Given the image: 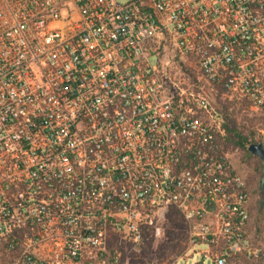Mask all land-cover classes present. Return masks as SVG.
<instances>
[{
	"label": "built area",
	"instance_id": "1",
	"mask_svg": "<svg viewBox=\"0 0 264 264\" xmlns=\"http://www.w3.org/2000/svg\"><path fill=\"white\" fill-rule=\"evenodd\" d=\"M264 114V0H0V264H258L217 95ZM200 259H196V255Z\"/></svg>",
	"mask_w": 264,
	"mask_h": 264
},
{
	"label": "rangeland",
	"instance_id": "2",
	"mask_svg": "<svg viewBox=\"0 0 264 264\" xmlns=\"http://www.w3.org/2000/svg\"><path fill=\"white\" fill-rule=\"evenodd\" d=\"M216 106L223 110L225 125L236 127L255 143H264V114L249 103L222 93L217 95ZM226 149L236 171L246 179L251 192L250 237L255 246L264 249L263 163L254 155L255 158L250 159L240 148L232 146ZM188 246V224L179 211L172 209L159 215L156 225L150 229L141 245L122 247V264H173L186 252ZM196 259H200L199 254ZM259 264H264V259Z\"/></svg>",
	"mask_w": 264,
	"mask_h": 264
},
{
	"label": "trees",
	"instance_id": "3",
	"mask_svg": "<svg viewBox=\"0 0 264 264\" xmlns=\"http://www.w3.org/2000/svg\"><path fill=\"white\" fill-rule=\"evenodd\" d=\"M227 118H228V115H227ZM225 126H226L227 134H228V136L226 137V142H225L227 144L226 148H229L232 146L236 147V148H240L241 150H243L247 153V155L250 159L255 158L250 153V150H249L250 145L255 143V141H253V140L251 141L250 138L246 134L239 131L236 127H231L228 124ZM262 178H263V182H264V174H263Z\"/></svg>",
	"mask_w": 264,
	"mask_h": 264
},
{
	"label": "water",
	"instance_id": "4",
	"mask_svg": "<svg viewBox=\"0 0 264 264\" xmlns=\"http://www.w3.org/2000/svg\"><path fill=\"white\" fill-rule=\"evenodd\" d=\"M252 155L261 159L263 163V172H264V143H253L249 148Z\"/></svg>",
	"mask_w": 264,
	"mask_h": 264
}]
</instances>
